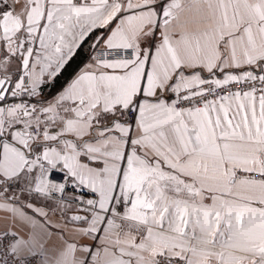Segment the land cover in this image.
Returning <instances> with one entry per match:
<instances>
[{
	"label": "snow or ice",
	"instance_id": "snow-or-ice-1",
	"mask_svg": "<svg viewBox=\"0 0 264 264\" xmlns=\"http://www.w3.org/2000/svg\"><path fill=\"white\" fill-rule=\"evenodd\" d=\"M29 256L264 264V0H0V264Z\"/></svg>",
	"mask_w": 264,
	"mask_h": 264
},
{
	"label": "crops",
	"instance_id": "crops-1",
	"mask_svg": "<svg viewBox=\"0 0 264 264\" xmlns=\"http://www.w3.org/2000/svg\"><path fill=\"white\" fill-rule=\"evenodd\" d=\"M96 34L99 35V32H97ZM91 51H92V49H89L88 54L86 55V57L82 60V62L80 63V65L74 70V72L70 75V77L66 80V82H64V84H62L60 87H58L57 89L53 90L52 92H48V88H49L50 84H48L45 87L44 97L46 99H51L53 96H55L59 91H61V89L63 87L66 86L67 82L78 71H80L81 69H83L87 64H89L92 61V58H91V55H90L91 54ZM50 218H51L52 221H57L58 219H60L58 216H53L51 214H50ZM125 227H127V226H125ZM36 232H37L38 236L43 240L44 239V234H43V231L40 229L39 226H37ZM70 235H71V233H70ZM82 243H92V241L91 240H85V241H82ZM45 247L48 250L49 254L51 255V254H53V249L54 248L60 247V241L58 239H56L55 237H53L51 240H49L46 243ZM213 264H214V262H213Z\"/></svg>",
	"mask_w": 264,
	"mask_h": 264
},
{
	"label": "trees",
	"instance_id": "trees-1",
	"mask_svg": "<svg viewBox=\"0 0 264 264\" xmlns=\"http://www.w3.org/2000/svg\"><path fill=\"white\" fill-rule=\"evenodd\" d=\"M91 42L92 41L90 40L87 44H85L83 46V48H81L78 51V54L76 55L75 59L73 60L71 66L62 75H60L59 78L56 81L50 83V86L48 88V92H52L53 90L57 89L62 84H64V82H66V80L70 77V75L74 72V70L80 65L82 60L88 54L89 49H91L89 47Z\"/></svg>",
	"mask_w": 264,
	"mask_h": 264
},
{
	"label": "built area",
	"instance_id": "built-area-1",
	"mask_svg": "<svg viewBox=\"0 0 264 264\" xmlns=\"http://www.w3.org/2000/svg\"><path fill=\"white\" fill-rule=\"evenodd\" d=\"M91 58H92V56H93V50H92V52H91ZM96 55H99V53H96ZM242 87V85H236V88L237 89H239V88H241ZM87 198H93V196H92V194L91 193H88L87 194ZM43 257L42 256H37V257H35L34 259L31 257V256H29L28 257V264H41V259H42Z\"/></svg>",
	"mask_w": 264,
	"mask_h": 264
},
{
	"label": "rangeland",
	"instance_id": "rangeland-1",
	"mask_svg": "<svg viewBox=\"0 0 264 264\" xmlns=\"http://www.w3.org/2000/svg\"><path fill=\"white\" fill-rule=\"evenodd\" d=\"M92 52V51H91Z\"/></svg>",
	"mask_w": 264,
	"mask_h": 264
}]
</instances>
